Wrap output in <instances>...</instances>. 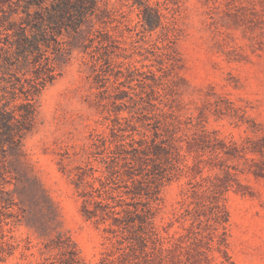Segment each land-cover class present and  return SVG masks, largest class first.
<instances>
[{
    "label": "rangeland",
    "instance_id": "rangeland-1",
    "mask_svg": "<svg viewBox=\"0 0 264 264\" xmlns=\"http://www.w3.org/2000/svg\"><path fill=\"white\" fill-rule=\"evenodd\" d=\"M74 2L0 0V264H264V0Z\"/></svg>",
    "mask_w": 264,
    "mask_h": 264
},
{
    "label": "trees",
    "instance_id": "trees-1",
    "mask_svg": "<svg viewBox=\"0 0 264 264\" xmlns=\"http://www.w3.org/2000/svg\"><path fill=\"white\" fill-rule=\"evenodd\" d=\"M136 2L138 4H142L144 6L145 12L143 13V20H144V23L149 27V29H153L156 26L161 24V14L157 10H155L154 8L148 6L146 4V0H136ZM84 5H85V0H75L73 10L76 12H81V9ZM66 7L68 8L67 3H64L63 7L60 8L61 13L65 14L64 12H68V11H66ZM222 152L226 155L235 156L236 152H239V149L236 145H233V144L224 145ZM143 164L144 163H142L140 165H143ZM143 170H144V167H142V170L140 172L142 174V180L141 181L137 180L140 184H137L134 186L133 189H128L126 191V192H129L131 194V198L141 197L142 195H145L144 196L145 198H152L150 194H151L152 188L155 186V184L153 187H152V185H150L151 181H150L149 177H145V175L148 173H146V170L143 172ZM151 176H153V175H151ZM111 177H112V172L109 173L108 176L103 175V179L100 178V185L101 186L99 188L93 187V189L95 191H97L98 194H100L99 193L100 190H106L107 186H110V185H108L107 180L111 179ZM215 199H217V198H215ZM97 202L99 205L101 204V201H97ZM208 207H209L208 208L209 214L212 216L213 221L215 223V228L220 227L222 230L220 233V237H219V243L225 244L224 234L226 231L225 228H226V222L228 219L227 212H226L224 206L221 203H219L217 200H215L213 202L211 201L210 205ZM91 215H92V213L89 212L88 216H91ZM137 219L139 220L140 224H143V223L147 222L148 216L143 214V210H142V213L137 212ZM115 220H117V218ZM128 222L129 221H127L125 223L127 224ZM131 222H134V219ZM159 250L162 252L164 250V248L160 247ZM69 260H70V264H75V260L73 259V257H70Z\"/></svg>",
    "mask_w": 264,
    "mask_h": 264
}]
</instances>
